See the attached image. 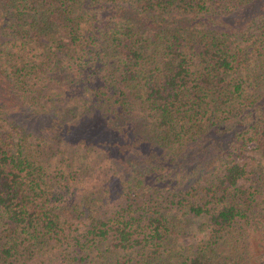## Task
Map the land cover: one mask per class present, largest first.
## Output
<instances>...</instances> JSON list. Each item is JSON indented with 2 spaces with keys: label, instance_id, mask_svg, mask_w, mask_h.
I'll list each match as a JSON object with an SVG mask.
<instances>
[{
  "label": "trees",
  "instance_id": "trees-1",
  "mask_svg": "<svg viewBox=\"0 0 264 264\" xmlns=\"http://www.w3.org/2000/svg\"><path fill=\"white\" fill-rule=\"evenodd\" d=\"M263 194L264 0H0V264L247 262Z\"/></svg>",
  "mask_w": 264,
  "mask_h": 264
},
{
  "label": "rangeland",
  "instance_id": "rangeland-1",
  "mask_svg": "<svg viewBox=\"0 0 264 264\" xmlns=\"http://www.w3.org/2000/svg\"><path fill=\"white\" fill-rule=\"evenodd\" d=\"M245 20H247V18H245ZM113 172H114V168L111 169L109 165L103 164L100 172H98L99 175L98 176H96L97 174L95 175L96 178H98L97 179V182H95V183H98L100 181V178L102 176L103 177H106V175H108L109 178H111L110 176L112 175ZM204 172H205V169L202 170V173H204ZM114 178H115V180H113L112 184L111 183H107L108 185H106V187L111 186V193L109 192V194H107L105 192V195L106 196H104V197H106V200H107V198L109 199L111 197V200H110V204L104 208V211H112V209L114 208L113 207L114 204H111V202H114V201L115 202H123L124 199H125V196L121 197L119 195V189H120L119 188L120 187V182L119 181L120 180H118V179H120V176L117 174V176L114 177ZM118 182H119V187L117 186L118 185ZM134 182H136V181H134ZM124 185H125V183H124ZM106 187H103V188L105 189ZM162 187H164V188H162ZM169 187L170 186H165V185H162V184H158V185L157 184H154V179L150 177V178H147V180L145 179V185H142L141 192L142 193H146V195H149L151 192H153V189H156V190H161L162 192L165 193L166 190ZM175 190H178V189H175ZM106 191H107V188H106ZM140 199H141V197L139 198V200ZM263 199H264V194L261 196L260 200H263ZM139 200H137V201H139ZM258 219H261V217H258ZM194 227H196V225ZM195 232L197 233L198 230H195ZM255 237H259V239L261 238L260 240L263 241L264 234L263 233H259V232L252 233V235H251V242L250 243H251V248L254 249L255 251L252 252L250 255L249 254L246 255V258H247V262L248 263L246 261H244V260H240L239 258H238V260H236L234 258V254L229 251L230 250L229 247H224L222 249V253H221L222 256L220 257V260L222 262H220V263L221 264L222 263L223 264L224 263L225 264H235L236 262L239 261L240 264H246V263L247 264H256V259L259 258V255L262 253V250L259 248V246L263 242L258 243V241H260V240H257ZM194 239H195L194 240L195 243L193 245H195V246L198 243L202 242L201 240H198L196 237H194Z\"/></svg>",
  "mask_w": 264,
  "mask_h": 264
}]
</instances>
